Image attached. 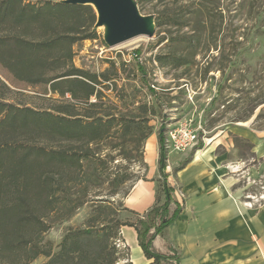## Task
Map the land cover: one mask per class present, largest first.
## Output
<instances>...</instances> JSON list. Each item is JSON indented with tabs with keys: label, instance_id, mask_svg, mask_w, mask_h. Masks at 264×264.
<instances>
[{
	"label": "rangeland",
	"instance_id": "obj_1",
	"mask_svg": "<svg viewBox=\"0 0 264 264\" xmlns=\"http://www.w3.org/2000/svg\"><path fill=\"white\" fill-rule=\"evenodd\" d=\"M139 9L143 15L154 17L156 28L151 38L141 36L111 47L105 41L104 28L95 26L97 38L74 45L72 62L59 70H44L43 78L71 68L78 75L50 83L18 80L0 64V100L40 113L57 114L60 109L73 107L80 113L106 112L116 117L136 113L140 105H153L157 116L149 125L153 127V134L165 125L168 145H172L168 149L167 166L169 159L176 161L168 174L169 179L172 177L171 187L178 190L174 183L175 170L196 150L210 146L218 154L232 150L233 159L242 167V171L237 165L233 167L243 190L242 200L245 205L260 207L264 203V173L253 179L248 171L264 165L263 159L254 154L259 145L264 147V0H147ZM195 10L202 11L194 14ZM198 19L202 21L200 25ZM174 20L175 25H170ZM196 27L201 35L197 48L193 50L189 44L175 48L172 39L189 37ZM171 52L190 54L191 64L177 69L162 67L156 61L157 56ZM86 77H91L100 92L99 98L91 97L89 103L82 96L85 88L78 84ZM71 88L76 89L79 98L72 97L68 92ZM150 88L157 92L159 101ZM95 102L97 107L89 106ZM182 125L198 134V144L186 152L174 150V142L170 141L172 132ZM113 132L110 139L91 145L97 157L107 161L103 181L84 190L86 182L81 176L77 183L71 184L72 199L86 203L71 216L61 219L60 215L52 214L48 219L52 227L44 239L51 242L55 252L69 229L86 226L102 199L114 201L116 206L122 200L120 194L113 195V173L127 169L136 177L145 174L140 155L143 153L145 161L150 139L142 142L137 137L122 136L116 129ZM234 135L248 138L253 148H236ZM15 138L48 150L60 145L80 147L41 133H19ZM131 184L122 187L121 194ZM118 219L124 222L135 218L123 212ZM120 241V251L124 254L126 246L123 238ZM47 260L40 256L30 264H44ZM121 264H132L131 256Z\"/></svg>",
	"mask_w": 264,
	"mask_h": 264
},
{
	"label": "trees",
	"instance_id": "obj_2",
	"mask_svg": "<svg viewBox=\"0 0 264 264\" xmlns=\"http://www.w3.org/2000/svg\"><path fill=\"white\" fill-rule=\"evenodd\" d=\"M61 1L0 0V64L16 79L50 83L78 75L71 68L51 78H43L44 70H59L72 62L74 45L97 38L94 8ZM146 1L137 0L139 8ZM201 11L195 10L194 14ZM175 22L170 25H175ZM200 22L198 19L197 24ZM156 25L160 23L156 22ZM193 32L189 37L172 39V44L175 48L189 44L194 50L201 35L198 27ZM191 58L190 54L171 52L157 56L156 61L162 67L177 69L191 64ZM139 69L143 71L141 66ZM90 78L78 82L85 88L82 96L86 103L91 97L99 98L100 94ZM150 91L159 101L157 92L153 88ZM68 92L74 99L79 98L76 89L71 88ZM89 106L98 105L95 102ZM136 110V113L116 117L106 112L80 113L73 107H65L52 114L19 108L0 100V264H30L40 256L48 259L44 264H121L130 257L128 247H125L124 254L120 251L123 226L135 228L139 246L150 264H180L176 249L170 247L168 253H161L153 246L156 238L164 234L182 211V206L173 197L176 188L171 187L166 173L168 149L164 124L157 133L160 183L153 207L138 215L124 206L122 200L130 189L121 194V188L130 182L145 180L144 176L136 177L125 169L113 173L111 180L113 195L122 197L117 206L114 201L102 199L86 226L69 229L56 252L51 242L44 239L52 227L48 222L52 214L63 219L86 203L72 199L71 184L77 183L82 176L86 182L84 190H89L103 181L107 161L97 157L92 144L110 139L114 129L122 136L137 137L142 142L153 134L149 123L157 116L156 108L145 104ZM19 133H41L80 147L60 145L48 150L16 140ZM234 143L239 150L253 148L247 139L236 135ZM140 157L144 169H147L143 153ZM190 159L185 160L175 172L187 165ZM172 205H175L174 209ZM123 212L135 219L120 221L118 217Z\"/></svg>",
	"mask_w": 264,
	"mask_h": 264
},
{
	"label": "crops",
	"instance_id": "obj_3",
	"mask_svg": "<svg viewBox=\"0 0 264 264\" xmlns=\"http://www.w3.org/2000/svg\"><path fill=\"white\" fill-rule=\"evenodd\" d=\"M147 140L145 180L135 182L123 199L124 206L138 215L155 205L160 183L157 134ZM254 154L264 164V147L259 145ZM238 163L232 150L222 154L213 146L196 150L190 162L175 174L178 190L174 191V199L182 211L154 241L156 251L167 253L173 247L180 264H264V203L258 208L244 204L243 190L233 174L234 166L242 169ZM175 166L176 161L169 159L166 173ZM254 169L248 171L253 179L264 173V165ZM121 234L130 249L132 264H150L139 246L135 228L123 226Z\"/></svg>",
	"mask_w": 264,
	"mask_h": 264
},
{
	"label": "water",
	"instance_id": "obj_4",
	"mask_svg": "<svg viewBox=\"0 0 264 264\" xmlns=\"http://www.w3.org/2000/svg\"><path fill=\"white\" fill-rule=\"evenodd\" d=\"M62 3L72 5H90L97 14L96 27H107L104 37L106 43L113 47L134 38L155 33L153 16L141 13L137 0H62ZM151 21L152 28H148Z\"/></svg>",
	"mask_w": 264,
	"mask_h": 264
},
{
	"label": "built area",
	"instance_id": "obj_5",
	"mask_svg": "<svg viewBox=\"0 0 264 264\" xmlns=\"http://www.w3.org/2000/svg\"><path fill=\"white\" fill-rule=\"evenodd\" d=\"M170 141L174 142V150L188 151L193 149L198 144V134L188 128L187 125H182L178 130L172 132ZM172 145H168L167 149H171Z\"/></svg>",
	"mask_w": 264,
	"mask_h": 264
},
{
	"label": "bare ground",
	"instance_id": "obj_6",
	"mask_svg": "<svg viewBox=\"0 0 264 264\" xmlns=\"http://www.w3.org/2000/svg\"><path fill=\"white\" fill-rule=\"evenodd\" d=\"M102 28H104V30L105 31H107V27L105 26H103ZM148 28L151 30V28H152V23H151V21H148Z\"/></svg>",
	"mask_w": 264,
	"mask_h": 264
}]
</instances>
